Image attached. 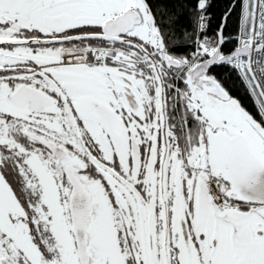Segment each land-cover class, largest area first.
<instances>
[{"label":"snow or ice","instance_id":"obj_1","mask_svg":"<svg viewBox=\"0 0 264 264\" xmlns=\"http://www.w3.org/2000/svg\"><path fill=\"white\" fill-rule=\"evenodd\" d=\"M212 7L0 0V264H264V0Z\"/></svg>","mask_w":264,"mask_h":264},{"label":"trees","instance_id":"obj_2","mask_svg":"<svg viewBox=\"0 0 264 264\" xmlns=\"http://www.w3.org/2000/svg\"><path fill=\"white\" fill-rule=\"evenodd\" d=\"M228 3H229V0H213V7H212L211 11L214 13V15L216 17H219L220 14L227 7ZM216 22L217 21L214 20L213 24L215 25ZM236 30H237L236 15L233 14V16L231 17V19L229 21L228 31L233 36H235ZM220 73H221L222 76H227L228 75L227 71L223 70V69L220 70ZM232 78L234 79V74H232ZM239 92H240V95H243V90L242 89H240Z\"/></svg>","mask_w":264,"mask_h":264}]
</instances>
